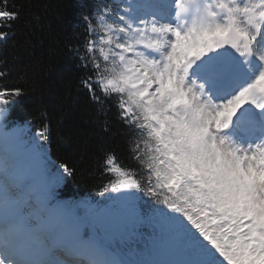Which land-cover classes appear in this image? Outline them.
Returning <instances> with one entry per match:
<instances>
[{
	"label": "snow or ice",
	"instance_id": "snow-or-ice-1",
	"mask_svg": "<svg viewBox=\"0 0 264 264\" xmlns=\"http://www.w3.org/2000/svg\"><path fill=\"white\" fill-rule=\"evenodd\" d=\"M19 15L0 0V41ZM81 20V87L137 164L107 154L101 195L161 240L129 260L89 234L109 218L58 199L75 170L49 158L48 124L10 126L24 89L0 83V264H264V0H95ZM138 192L165 207L137 213Z\"/></svg>",
	"mask_w": 264,
	"mask_h": 264
},
{
	"label": "trees",
	"instance_id": "trees-1",
	"mask_svg": "<svg viewBox=\"0 0 264 264\" xmlns=\"http://www.w3.org/2000/svg\"><path fill=\"white\" fill-rule=\"evenodd\" d=\"M9 2L15 4L20 15L13 24L14 34L0 41V71L7 72L0 83L24 89L9 113V124L29 122L33 133L48 124L49 158L75 170L57 189L58 199L87 201L106 216L113 207L109 197L119 195H101L113 178L105 171L106 155L114 153L126 168H136L137 164L128 151L126 129L116 109L99 113L80 84L85 70L73 49L85 39L81 16L88 14L95 0ZM137 196V213L149 206L165 207L143 192ZM112 221L118 224L117 216ZM88 231L99 235L98 226ZM103 236L129 260L145 258L153 244L161 240L159 230L148 226H137L120 236L112 230Z\"/></svg>",
	"mask_w": 264,
	"mask_h": 264
},
{
	"label": "rangeland",
	"instance_id": "rangeland-1",
	"mask_svg": "<svg viewBox=\"0 0 264 264\" xmlns=\"http://www.w3.org/2000/svg\"><path fill=\"white\" fill-rule=\"evenodd\" d=\"M62 185V184H61ZM118 196V195H117ZM115 197V196H114ZM59 200H63V201H76V200H72V199H59ZM111 201V200H110ZM112 202V201H111ZM113 203V202H112ZM113 208L114 205L112 207V209H109V211L106 214V217L109 218L110 223L107 227L104 226H98L99 227V236L104 237L105 239H108L106 236H103L106 234H108L109 232H111L112 230L115 231V236H120L123 234H126L128 232H130L132 230V226L130 224L125 225L123 223V218L121 215H114L113 214ZM137 212V211H136ZM132 213V211L130 209L127 210V212L124 215H128L130 216ZM111 215V216H110ZM117 216V220H118V224L114 223L112 221V219H115V217ZM109 231V232H108Z\"/></svg>",
	"mask_w": 264,
	"mask_h": 264
}]
</instances>
